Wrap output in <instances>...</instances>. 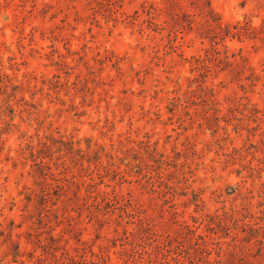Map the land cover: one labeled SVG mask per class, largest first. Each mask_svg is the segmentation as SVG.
Masks as SVG:
<instances>
[{"label": "rangeland", "instance_id": "rangeland-1", "mask_svg": "<svg viewBox=\"0 0 264 264\" xmlns=\"http://www.w3.org/2000/svg\"><path fill=\"white\" fill-rule=\"evenodd\" d=\"M263 205L264 0H0V264H264Z\"/></svg>", "mask_w": 264, "mask_h": 264}, {"label": "trees", "instance_id": "trees-1", "mask_svg": "<svg viewBox=\"0 0 264 264\" xmlns=\"http://www.w3.org/2000/svg\"><path fill=\"white\" fill-rule=\"evenodd\" d=\"M50 140V139H49ZM62 144H67L66 141H62ZM25 147L29 150L30 152V157L32 159V161L34 162V165H38L39 168H42L43 166H45V162L43 160H41L42 158L40 157L41 153L43 152V150L47 149L48 147H50V144L47 143V141H44L42 138H38L36 145L30 144V143H26ZM39 159V163H36ZM175 164V163H174ZM180 166H184V164H181ZM105 199L102 198L101 200L103 201ZM98 202L97 200H93L92 202H90L89 204H86L85 202V206L87 205V208L89 209V211L91 212V207L94 206L96 209H98ZM232 211L235 212V209H232ZM241 216L242 219H237V218H231L232 220V225L234 227H240V230L243 234L242 238L245 239L246 241H250L254 238L255 241H257L258 243H260V245H262L264 247V205L259 209L257 214H253V213H249L248 217H250L253 220V223L250 222H243V218L247 217L246 215H244L242 213V211H238ZM126 214H128V212H126ZM231 216V215H230ZM191 219L193 221V224H186V229H187V235L191 236L194 232V230L198 227V219L195 216H191ZM242 221L241 225L238 226V221ZM198 236V235H197ZM261 237V239L259 238ZM196 240V239H195ZM260 248V249H263Z\"/></svg>", "mask_w": 264, "mask_h": 264}]
</instances>
